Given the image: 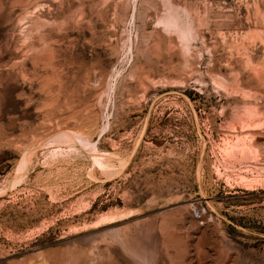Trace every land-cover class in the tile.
I'll return each mask as SVG.
<instances>
[{"label":"rangeland","instance_id":"374dc122","mask_svg":"<svg viewBox=\"0 0 264 264\" xmlns=\"http://www.w3.org/2000/svg\"><path fill=\"white\" fill-rule=\"evenodd\" d=\"M0 264H264V0H0Z\"/></svg>","mask_w":264,"mask_h":264}]
</instances>
